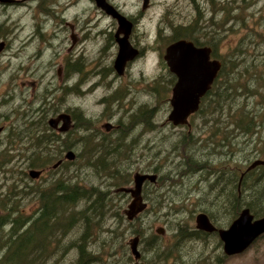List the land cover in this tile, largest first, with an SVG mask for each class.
Wrapping results in <instances>:
<instances>
[{
  "label": "rangeland",
  "instance_id": "1",
  "mask_svg": "<svg viewBox=\"0 0 264 264\" xmlns=\"http://www.w3.org/2000/svg\"><path fill=\"white\" fill-rule=\"evenodd\" d=\"M109 2L124 15L137 20L135 34L139 45L153 46L155 49V51L153 49L150 51L147 59L140 58L133 62L131 70L122 77L117 76L114 72L111 74L108 70L106 71L114 57L115 48L111 35L117 29V22L100 10L93 1L59 0L54 8L61 17L59 21L56 20L59 27L53 36H50L51 31L48 32L47 27L43 32V29H45L43 25L48 21L40 13L42 11L37 7V0H18L12 5H0V25L2 28H0V35L7 31L6 28L10 30L8 32L10 35V48L5 51L0 59V126L5 127V131L0 135V195L7 193L12 195V184L19 182V178L23 179L22 181L26 182L25 185L31 188L29 191L23 188L20 182V187L16 185H13V187L28 193L26 196L22 195L24 203L16 210L18 214L21 213L25 217L34 210H38L39 204H41L40 192L36 190L57 176L76 181L78 175V179L85 178L87 184L91 183L90 185L94 186L104 187L106 182L110 184L111 180L105 176H102L100 181L99 179L95 180L93 175L94 163L90 156L83 154L84 152H81L78 156L82 146L81 135L83 134L79 128L60 136L59 141L64 140L63 143L70 146V148L62 151L60 158L64 161H70L64 158V154L68 150H72L77 154L66 167L52 169L54 172L47 170V174L42 178L31 179L28 176L30 168L22 166L25 161L22 156L25 149L20 135L26 127V125L22 127L23 119L27 124L29 119H48L51 115L50 113L45 116V113L37 117V115L22 114L25 111L24 102L44 99L48 101L46 106L56 108V110L58 108H60L59 110H65L76 107L80 110L79 117L92 122L91 130L98 140L104 139L106 146L108 143H112L114 147L118 148L122 169H126L129 174L128 181H130V184L127 183L128 186L133 185V175L136 172H142L157 174L163 179L169 178L173 181L188 178L185 180L186 187L184 191H191L194 188L193 185L197 184L201 177L209 175V182L206 181L205 185L202 183L198 185V187H201L202 193L193 195L188 199L186 196L187 191L181 195H176V191L183 190V187L178 188L175 191L176 194L174 193L172 194L173 197H170L173 199L171 206L168 204V195L163 196L161 191L156 192V196L150 194L151 199L155 196V198L166 202L162 203L159 208L154 203L155 210L151 208L145 213L140 223L141 228L144 229V238L151 236L155 239V242H159L162 246L157 251V255L160 256L156 255V257H163V251L172 244L171 242H183V244L177 259L168 258L165 262L157 259V263L150 262L149 264H264V235L257 238L244 252L232 256L223 253V243L215 237H207L208 239L206 238L203 241L198 239L199 237H195L185 241L187 242L185 244L184 238L175 235L176 222L184 217V212L179 215L173 214V206H183L191 210L185 211L187 222L182 223L188 230L195 228L194 216L202 208L213 212L216 222L224 224L228 221L225 215L233 218L231 215L232 210L240 203L252 201L254 195L259 193L260 187H257L252 193L251 189H243L241 199L223 197L218 198L216 201V196L219 194L217 190L206 192L207 183L223 176L222 173L227 176L229 173L224 172V170H235L236 165H242L243 160L252 154L251 149L255 144L253 140L247 139L248 142H245L239 150L234 147L230 157L233 160L228 163L224 162L221 167L215 168V160L225 151L220 149L221 151H213L210 154L208 150L207 155H209V158L207 160L205 158L201 159L202 155L205 154L204 147H207L206 144L210 142L206 126L202 131L198 130L199 136L206 138V144L201 143L194 152L191 151L196 160L194 164L181 162L182 148L177 147L179 143H175V138L183 136V133H189L192 129L190 124L197 118L189 120L190 128L187 124L174 126L168 120L167 117L171 110L169 102L171 85L175 80L167 82L170 78L167 74V66L166 64L163 66L160 62L161 58L163 59V50L166 46L164 43L166 40L168 41L173 32L171 25H187L188 22L197 21L202 27L213 25L217 29V37L223 36V39L217 45V54L220 57H227L229 49L236 46L238 41L243 38V41L247 44L246 51L249 52V55H245L246 59L259 64L257 71L262 73L264 70V0H150L149 7L145 11L142 9V0H109ZM214 5L216 7H213ZM47 6L53 7L52 4ZM216 8L219 9L218 13ZM141 11L142 15L139 16ZM211 18L212 20H210ZM44 21L46 22L44 23ZM66 22L77 24V28L80 29L78 33L83 38L82 41L75 44L71 51L68 50L71 46V39ZM260 22H262V26L256 30L258 31V35H256L253 29L257 28V24L260 25ZM41 26L45 36L43 41L40 37ZM221 29L223 30L221 31ZM210 32L200 33V41H205L206 38H208L207 41H214L213 38L209 37ZM54 37L57 40L53 41ZM42 42L49 43L52 46L49 47L42 44ZM54 42L55 45L52 44ZM54 53H56L55 56ZM71 54L78 59L81 70L70 79H67L68 77L65 75L64 78L65 80H84V83L77 84V92H71L65 89L62 82L55 81L58 80L56 75L58 62L62 64L64 60H70L69 56ZM53 61L56 63L54 68L51 66ZM23 70H27V73ZM33 78H37V80H32ZM60 80L64 79L61 77ZM100 80H124V82L117 81L112 85V88L115 87L121 95L119 98L121 111L116 110L117 103L111 104L112 102H108V105L103 103L102 96L107 93L109 88H106V83ZM154 80L165 81L155 85ZM54 87H56V91L51 94L52 91L49 90ZM164 87H168L165 92H163ZM46 93L51 95L50 102L49 98H46ZM39 103L36 106H39ZM260 106L263 107V105ZM149 107L154 110L153 115H151V117L153 116V128L151 130H147L144 127L145 121L140 119L142 115L148 117V119L150 118V115L147 114ZM140 110L141 112L135 115ZM260 112H263V110ZM133 116H135L134 119ZM81 118H78V120H81ZM106 121L117 127L112 135H105L101 132L104 130L102 125ZM223 122H229V120L225 119ZM262 135L261 139L264 141V132ZM255 138L258 139L256 135ZM93 145H95V142H90L88 146L92 148ZM62 148V145L56 146L53 148L52 153H58ZM255 148L259 149L260 146L256 145ZM252 160L243 163L244 165L240 170L246 168ZM48 166L51 169V164ZM213 169L216 173L209 174ZM85 170L89 172L85 173ZM19 175H22V177ZM127 184L124 186H127ZM170 188H173V186L169 185L167 190ZM106 189L109 195L116 192V188H111L110 185ZM31 190L34 191V194ZM203 196H205V200L199 202ZM129 200L127 195H124V197L116 196L115 205L121 204L122 209H124ZM2 207L6 212L0 210V220L9 212L4 206ZM243 207L245 206L239 207L235 217L238 216ZM13 216V213L9 214L8 218L10 219ZM188 221L193 223V227L190 225L191 222L189 224ZM112 224L114 228L113 219L110 217L102 226V230L96 236L94 242L89 241L87 243L90 250L99 252L97 255H93L96 258L90 264H131V261L126 258L128 255L127 243L135 234L131 233L129 229L125 230L120 227L112 234L113 237L109 238V233H106L105 230H108L107 227L113 230ZM182 224L180 223V225ZM157 226H163L166 229L165 235L156 234L155 229ZM94 231L96 232V229ZM155 235L157 238H155ZM66 237H68L67 241L70 239L75 240V230H70ZM49 242H54L52 243V246H54V239ZM145 242L151 241L145 240ZM201 242L206 243L202 244ZM69 243L62 241L61 247L63 248ZM186 251H188V254ZM210 256L211 258H208ZM76 257L77 251L73 247L66 256L63 255L67 263H72L76 260ZM214 258L219 259V261L216 262Z\"/></svg>",
  "mask_w": 264,
  "mask_h": 264
},
{
  "label": "trees",
  "instance_id": "2",
  "mask_svg": "<svg viewBox=\"0 0 264 264\" xmlns=\"http://www.w3.org/2000/svg\"><path fill=\"white\" fill-rule=\"evenodd\" d=\"M213 7H216V5ZM216 10L218 13L219 9L216 8ZM260 26H262V22H260V25L258 23L257 28L253 29L256 35H258L256 30ZM171 28L173 32L164 45L178 38L191 39L197 45L211 46L213 55L221 61V68L214 79L215 82L201 98L198 110L188 118V128H190L189 120L197 118L190 124L192 129H190L189 133H183V136L175 138V143H179V146L174 145L182 148L181 162L185 161L187 164L190 162L194 164L196 160L192 152L201 143L206 144V138L199 136L198 130L202 131L207 126V136L210 142L206 144L207 147L203 146L205 154L202 155L201 159L205 158L207 160L209 158V155H207L208 150L210 154L213 151H221L220 149L225 151L221 153L218 159H214L216 161L215 168L221 167L224 162L228 163L233 160L230 157L234 147L239 150L245 142H248L247 139L255 142L251 149L252 154L243 160L242 165H236L235 170H224V172L229 173V176L235 174L238 177L239 169L243 167V163H247L253 158L264 160V141L261 139L264 132V70L262 73L258 72L259 64L246 59L245 55H249V52L246 51L247 44L243 41V38L238 41L236 46L230 48L227 57L223 58L217 54V45L223 39V36L217 37V29L213 25L202 27L197 21H194L188 22L187 25H171ZM209 31H211L209 37L213 38L214 41H207L208 38L205 41H200V33ZM160 62L165 66L162 58ZM167 74L170 77L168 80L170 79V82L173 81L175 76L169 71ZM164 81L154 80V83L158 85ZM167 89L168 87H164L163 92L167 91ZM260 105H263V107ZM149 108L147 114L150 115V118L148 119V117L143 115L140 117L142 121H145L144 124L146 126L143 125L147 130L153 128V116L151 117V115H153L154 110L151 107ZM261 110L263 112H260ZM140 112L141 110L135 115ZM132 118L134 119L135 116ZM225 119H228L229 122H223ZM46 120V118H34L29 119L27 124H25V119H23L22 127L25 125L26 127L22 131L23 134L20 135L25 149V153L22 155L25 161L22 166L41 169L47 165H52L59 160L63 150L70 148L69 145L63 143L65 142L64 140L59 141L60 136L55 135L48 128ZM91 126L92 122L90 120L81 118V120L77 119L75 126L70 130L73 131L75 128H79L83 133L81 135L82 146L78 156L81 152L90 156L94 163L93 175L95 180L99 179L100 181V178L105 176L111 180L110 184L106 182L104 187L94 186L90 185L91 183L87 184L85 178L78 179V175L76 181L57 176L49 183L39 189L37 188L38 190L36 191L40 192L41 204H39L38 210H34L28 216L23 217L16 210L17 207L24 203L22 195L26 196L28 193L18 190L19 188L15 189L13 185L20 187L19 185L21 184L28 191L31 188L25 185L26 182L22 181L23 179L19 178L20 184L19 182L12 184V195L10 193L0 195V210L5 211L2 207L4 206L9 211L0 220V264H90L96 258L93 255H97L99 252L90 250L87 247V243L89 241L94 242L96 236L100 234L102 226L110 217L113 219L114 228L112 224L113 230L109 227H107L108 230H105L106 233H109V238L113 237L112 234L118 228L123 227L125 230L129 229L131 233L138 235L141 239L140 242L152 240L153 237L151 236L144 238V229L141 228L140 223L145 213L151 208H155L154 203H158L159 205L156 206L159 208L164 201L155 198L156 195L151 199L150 193H146V200L149 206L131 221L124 217L122 205H115V197H124L126 195L125 192L116 191L117 193H111L110 195L112 196H110L106 187L110 185L111 188H116V190L124 187L125 184L130 182L128 181L129 174L126 169H122L118 148L108 142L106 146L104 139L98 140L91 130ZM255 135L258 139L255 138ZM90 142H95V145L91 146L92 148L88 146ZM60 145L63 148L58 153H52L53 148ZM256 145H259L260 148L256 149ZM124 153L126 154V151ZM76 156L77 154H75ZM68 163L70 164V161L63 160L57 166V169L66 167ZM52 169L54 170V168ZM88 172L85 170V173ZM215 173V169L209 172V174ZM223 174L225 175V173ZM19 176L22 177V175ZM105 177L103 178L105 179ZM241 183L244 189L245 186L249 185L251 193L257 187H260V191L257 195H254L252 201L240 203L235 207L231 213L233 218L237 215V211L242 205L248 207L255 217L264 215V165H257L247 172L245 171ZM31 191L34 194V191ZM242 193L241 191L239 196L234 193L232 196L241 199ZM223 197L222 194H219L216 201L218 198ZM12 213L14 216L9 219L8 215ZM73 229L75 230L76 238L75 240L70 239L67 241V233ZM95 229L96 232L94 231ZM93 234H95L94 237L90 239ZM52 239L55 240L54 246H52L54 242H49ZM62 241L70 243L62 248ZM101 243L104 245L103 242ZM72 247L76 249L77 257L72 263H67L63 255L66 256Z\"/></svg>",
  "mask_w": 264,
  "mask_h": 264
},
{
  "label": "water",
  "instance_id": "3",
  "mask_svg": "<svg viewBox=\"0 0 264 264\" xmlns=\"http://www.w3.org/2000/svg\"><path fill=\"white\" fill-rule=\"evenodd\" d=\"M0 1L11 2L14 0ZM94 2L97 7L117 22L115 38L118 50L113 66L117 74H122L126 62L137 53V50L128 42L132 22L108 1L94 0ZM148 3L149 0H142V9L146 8ZM3 46L4 42H0V50ZM210 52L211 48L209 46H196L193 41L183 38L169 43L164 48L163 60L169 71L176 77V81L171 88L169 98L171 110L167 117L174 126L188 124L189 116L198 110L200 99L209 90L221 68L220 60H210ZM59 122L61 125L57 127ZM48 124L51 128H57L60 132H66L72 127L71 117L65 112L50 118ZM64 157L66 160L71 161L75 158V153L68 150L65 152ZM61 162V159L58 160L52 165V168H56ZM257 165H264V160H253L245 171ZM40 173L41 171L36 169H29L28 171V175L32 179L38 178ZM155 177L154 174L136 172L133 175V187H121L116 190L130 192L131 194V200L122 211L127 220L131 221L147 207V203L141 196L142 184L145 180L153 181ZM195 221L196 227L204 231L211 232L216 229L206 214H198ZM155 231L161 233L160 228H156ZM218 233L223 243V253L226 255L239 254L264 234V215L256 218L250 209L245 207L226 229H220ZM139 239V236L135 235L129 240L130 248L136 258L138 256L136 242H139Z\"/></svg>",
  "mask_w": 264,
  "mask_h": 264
},
{
  "label": "flooded vegetation",
  "instance_id": "4",
  "mask_svg": "<svg viewBox=\"0 0 264 264\" xmlns=\"http://www.w3.org/2000/svg\"><path fill=\"white\" fill-rule=\"evenodd\" d=\"M17 1L18 0H14V1H11V2H1L0 1V5L8 6V5H12L13 3H15ZM37 1H38V6L37 7L39 8L40 11H42L40 13H42L44 15V17H45L44 19L46 21H48L46 24L43 25V27L45 28V29H43V32L46 30V27H47L48 32L51 31L50 36H53L54 35V32L56 31V29L59 27L58 24H56V20L59 21L60 20V17H61L55 11L56 9L54 8L55 7V4H58L59 3V0H37ZM91 1L94 2V0H91ZM106 1L109 2V0H106ZM149 2H150V0H149ZM49 4H52L53 7L47 6ZM94 4H95V2H94ZM110 4H112V3H110ZM148 7H149V3H148V6L146 8H144L143 10L145 11ZM116 9H118V8H116ZM140 15H142V11L139 13V16ZM126 17L132 22V28H131L130 33L128 35V42L130 43V45L134 49L137 50V53H136V55L132 59H129L126 62L123 73L122 74H117L116 71L114 70V66H113V62H114V59L116 57L117 50H118V45H117L116 38H115V34H116V30H115L114 33L111 35V39L113 41V46L115 48L114 57L112 58L111 63L106 68V71L108 70V72L111 73V74H112V72H114L119 77L125 76V74L131 70V66H132L133 62L137 61L140 58H146L147 59V56L150 54V51L152 49L155 51V49L153 48V46L139 45V41L136 40V34H135V31H136V29H135V23H136L137 20L135 18H133V17H130V16H126ZM112 19H114V18H112ZM46 21H44V23ZM53 22H54V24H53ZM66 24H67V26L69 28L70 39H71V44H70L71 46H70V48L68 50L71 51V49L75 46V44H77V42H79V41H82L83 38H81V34L78 33V30H80V29L77 28V24H73V23H70V22H66ZM40 29H41V31H40V33H41L40 37H42V41H43V39L45 38V36H44V33L42 32V26H41ZM6 30L7 31L3 32L4 34L0 35V42H4V46L0 50V59H1L2 55L5 53V51L8 48H10V37H9L10 35L8 33L10 30L8 28H6ZM120 36H122V34H120ZM178 39H181V38H178ZM183 39H187V38H183ZM54 40H57V38L54 37L53 41ZM187 40H191V39H187ZM191 41H193V40H191ZM169 43H171V42H169ZM193 43L195 44L194 41H193ZM42 44H44V45L46 44L49 47L52 46V45H49V43H45V42L44 43L42 42ZM52 44L55 45V42L52 43ZM195 45L196 46H208V45H197V44H195ZM209 47L211 48L210 57H209L210 60L218 59V58H216L213 55L212 47L211 46H209ZM163 53H164V50H163ZM55 55H56V53H54V56ZM69 57L71 59L70 60H64V62L62 64H60L58 62V64H57V70H56V75H57L58 80H55V81H58L59 83L62 82V85H64L65 88L68 89L69 91H71V92H77V84L78 83H84V80H65L64 75L66 77H68L67 79L72 78L75 73L80 72L81 65L79 64L78 59L77 58H74V56L72 54ZM162 57H163V55H162ZM55 64L56 63L54 61L51 62L52 68H54ZM23 71L27 73V70H23ZM168 71H169V69H168ZM61 77L64 80H60ZM25 80H29V79H25ZM32 80H37V78L36 79L33 78ZM174 80L176 81V77L174 78ZM97 81H99V80H97ZM100 81L105 82L106 83V88L108 87L109 90H110V92L108 90L107 93L102 96L103 103H105L106 105H108V102H112L111 104L117 103V109L116 110L121 111L122 107L120 106V100H119V98H120L121 95L118 93V90H116L115 87L112 88V85H114L117 81L124 82V80H100ZM175 81L172 82V85L171 86L174 85ZM167 82L169 83L170 81L168 80ZM214 82H215V80H213L212 84ZM49 91H52L51 94L54 93L56 91V87L52 88V90H49ZM63 91H65V90H63ZM47 97L49 98V102H50L51 95L50 94L47 95V93H46V98ZM46 102H48V101L47 100H44V99H37L36 101L29 100L27 102L25 101L24 102V104H25V106H24L25 107V111L22 112V114H25V115H37V117H38V116H40V114L44 115L46 113L45 116H47V115H49L51 113V115L49 116V118L46 120V124H47L48 128L51 129L54 132L55 135H58V136H61L62 134L63 135L64 134H67L75 126V122L77 121V119L78 118H81L78 115L79 112H80V110L78 108H76V107H72L70 109L67 108L65 110H59L60 108H58V110H56V108H49L48 106H46ZM37 103H39V106H36ZM64 112L65 113H68L70 115L71 121H72V127L68 131H66V132H60V131H58L57 128H51L49 126V124H48V120L50 118L56 117L59 114L64 113ZM60 125H61V123L59 122L58 125H57V127H60ZM107 125H109V126L107 127ZM102 126H103L104 130L101 131V132H103L105 135H112L115 132V130L117 129L116 125L112 124L109 121H106ZM0 128H1V132H0V135H1L3 133V131H5V127L4 126H0ZM21 134H23V133H21ZM60 159L62 161L64 160L62 158H60ZM52 165H51V169L49 168L48 165L46 167L41 168V169H36V170H40L41 171V173H40V175H39L38 178L40 179L43 176H45V174H47V170H52ZM56 168H54V169H56ZM246 168H244L243 170H240L239 169V175H238V177H236L235 174L233 176H229V175L224 176L223 175L221 177H217V179L215 181H212L210 183H207L206 192L207 193L208 192H214L215 190H217V187H218L219 194L221 193L224 197L232 198L233 197L232 195L234 193H237L238 196H239L241 194V191L244 189V186L242 185L241 182H242V179H243L244 172H245ZM30 169H35V168H30ZM208 177H209V175L208 176L201 177L200 180L197 182V184H194L193 185L194 188L191 191L190 190H188V191L186 190L187 191L186 192V191H184V189L186 187V181L185 180H187L188 178L187 179L178 180V181H173V180H170L169 178L163 179V178H161L160 176H158L156 174V177H155V179L153 181L145 180L143 182L141 196H142L143 200L147 203L146 193H150V194L156 195V192L161 191L163 193V196H165V195H168L169 196L168 197L169 198V200H168L169 203L168 204L171 206V203H173V199L170 198V197H173L172 194H174L175 191L178 188H182L183 187V190L182 191H176L177 194L176 193L175 194L176 195H181V194H183V193L186 192V196L189 199L193 195H198L199 193H202L203 192L201 190V187H198V185L200 183H202L203 185H205V182L206 181L209 182L210 180H209ZM38 178H35V179H38ZM183 178H186V177H183ZM169 185L173 186V188H170V189L167 190V188H168ZM132 186H128V184H127V186H124V187L125 188H130ZM245 188L246 189H249V185L248 186H245ZM124 192L129 197V199L131 200V194H130V192H126V191H124ZM168 192H170V194H168ZM204 197L205 196L201 197L200 200H199V202L204 201L205 200ZM164 202H162V203H164ZM156 205H159V204L156 203ZM147 206H149L148 203H147ZM245 207H243V208H245ZM153 209L155 210V208H153ZM172 209H173V214H175V215H179V214H182L184 212V217L183 218H180V221L179 222H176L177 223L176 224L177 227H176V231H175V235L176 236L185 239L184 242L187 241V240L193 239L195 237L196 238L199 237L198 239H200L202 241L205 240L207 237H215L219 241L221 239L219 237L218 230H220V229H226L230 225L231 221L233 220V218H231L230 216L227 217V215H225V217L228 218V221H226L224 224H221L219 222H216V220L214 218L213 212H209L205 208H202L201 210H198L196 212L195 216H194V225H195V228L192 226L193 223L191 221H188L189 224L191 222L190 225L193 227V229L188 230V229H186V226L183 225L182 223L183 222H187L186 221V217L187 216H185V214H186L185 211H191V210L188 209L187 207H183V206H181V207L173 206ZM200 213L206 214L208 216L210 222L216 228L214 231L208 232V231H204V230L199 229V228L196 227V221H195L196 220V216L198 214H200ZM180 223L182 225H180ZM157 228H160L161 233H157L156 232V234L161 235V236L165 235L166 229L163 226H157ZM155 238H157V236ZM140 240L141 239H139V242H136V250L138 251L137 258L132 253V250L130 248V242L127 243V247H128V251L127 252H128V255H127L126 258H127V260H130L131 261V264H149L150 262L157 263V259H159V261H162V262H165L168 258H172V259L175 258V259H177L178 258V253H181L180 252V248H181V245L183 244V242H171L172 244L170 246H168V248L163 251V253H164L163 257H156L158 249H161V247H162L161 244L159 242H155V239L154 238H152L151 242H140ZM201 243L202 244H205L206 242H201ZM185 244H187V242H185ZM186 253L188 254V251H186ZM234 255H236V254H234ZM157 256H160V255L158 254ZM228 256H232V255H228ZM208 258H211V256L208 257ZM214 259H215L216 262L219 261V259H217V258H214Z\"/></svg>",
  "mask_w": 264,
  "mask_h": 264
},
{
  "label": "bare ground",
  "instance_id": "5",
  "mask_svg": "<svg viewBox=\"0 0 264 264\" xmlns=\"http://www.w3.org/2000/svg\"><path fill=\"white\" fill-rule=\"evenodd\" d=\"M18 161V160H17ZM15 162V161H14Z\"/></svg>",
  "mask_w": 264,
  "mask_h": 264
}]
</instances>
